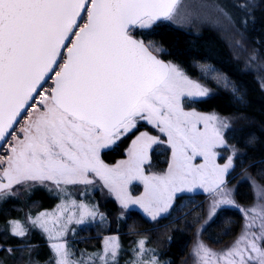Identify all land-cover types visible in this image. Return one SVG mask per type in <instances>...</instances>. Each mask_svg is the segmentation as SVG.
<instances>
[{"label":"snow or ice","instance_id":"1","mask_svg":"<svg viewBox=\"0 0 264 264\" xmlns=\"http://www.w3.org/2000/svg\"><path fill=\"white\" fill-rule=\"evenodd\" d=\"M180 0H0V141L18 122L22 110L39 95L42 81L63 59L60 49L67 47L72 33L75 41L67 48V59L55 72V87L40 103L44 110L23 128V139L10 147V154L0 157V201L16 193V185L31 181L44 184L91 185L89 173L104 181L124 206L139 204L153 219L167 212L176 192L194 187L209 194L210 220L221 206L238 208L244 215L240 234L220 253L197 241L193 256L197 264H264V187L249 177L255 192V203L240 207L225 186L224 176L232 167V158L221 167L214 163L212 149L224 146L222 130L229 124L215 116H200L185 112L181 97L206 96L208 90L189 80L178 67L164 63L154 53L163 49L154 41L145 43L133 38L130 27L149 28L157 21L174 19ZM90 5V6H89ZM86 12L83 27L76 24L81 12ZM30 106V105H29ZM167 134L173 149V163L167 174L145 177L140 169L146 150L158 141L141 134L133 141L130 160L110 168L100 159V150L113 143L121 134L136 127V118ZM203 121L205 130L195 125ZM192 156L203 155L205 163L198 168L189 163ZM131 179H141L145 193L131 200L124 185ZM47 187V185H45ZM51 190V189H50ZM58 209L61 206H57ZM80 220L95 212L80 206ZM60 215L41 212L28 223L48 234L50 240L66 230ZM72 215L67 221H72ZM207 223V221H205ZM52 225V227H50ZM5 231L11 237L23 239L28 228L20 220H10ZM54 264H91L92 257L70 260L72 254L64 243L50 245ZM143 257L144 241L138 242ZM119 245L115 238L104 242L103 255L93 257L108 264L115 260ZM31 248L25 246L23 249ZM7 251L11 255L12 248ZM110 254V257H109ZM132 264H158L151 260H133Z\"/></svg>","mask_w":264,"mask_h":264},{"label":"rangeland","instance_id":"2","mask_svg":"<svg viewBox=\"0 0 264 264\" xmlns=\"http://www.w3.org/2000/svg\"><path fill=\"white\" fill-rule=\"evenodd\" d=\"M251 5L252 0H181L174 19L167 22L177 28L188 29L196 33H199L205 29L212 30L217 33L228 45L234 58L242 63L243 67L246 70L253 71L264 88V63L259 59L256 53L253 52L246 40L242 37V33L237 27V23H242L243 25L245 24V12L250 9ZM86 20L87 14L85 12L82 20L79 23V27L83 26L86 23ZM62 57L63 59L60 58V66L65 61L64 55H62ZM171 64L178 67L189 80L199 84L201 87L208 90V94L206 96L181 97V107L183 108V110L185 112H195L200 116H215L217 118V121L226 120L228 122L229 127L222 130L224 146L215 147L212 149V152L214 153V163L215 165H219L222 167L228 161L229 157L232 158V167L224 176L225 186L227 190L231 191L232 199H234L240 207L248 208L252 206L255 203L256 196L249 177H252V179L256 180V182L261 185V187L263 186L250 173L249 170L245 169L239 174V176H233V171L236 166V158L240 154V151L236 146L230 144L227 140V132L229 131V129L235 128L245 123V118L238 116H224L216 112L200 111L191 106L192 101L206 98L207 96L215 93L219 88L226 87V80L220 74H215L216 72L213 67L208 64H193L192 67L195 70L193 73L185 70L176 62L171 61ZM48 84L46 86H48ZM39 99H41V97ZM195 127L200 132H203L205 130V123L201 121L197 123ZM121 133H123V130H121ZM141 134H146L147 136L154 137L158 141L157 143L151 144V146L147 148L146 152H149L153 149H157V151L162 152V156L158 161H156V164L152 162V159L150 157L151 155L149 156L148 154H146L145 161L140 164V169L143 176L152 177L167 174L170 164L173 163V149L171 147V144L169 143L167 134L161 132L159 128L149 123L147 119L145 120V122H141L140 128L137 129V132L129 137L124 149L125 157L123 161H119L116 165H121L124 162L130 160L129 153L133 147V141H135L137 137L141 136ZM10 139L11 137L4 144L5 146L10 145ZM4 149L5 147L3 146L0 150V157L5 156V152H3ZM188 155L191 157L189 163L193 167L198 168L205 163L204 156H192L191 149L188 150ZM2 167L3 165L0 166V168ZM113 168H115V165L113 166ZM88 178L93 181L91 185L61 184L59 187H57L50 181H46L44 182V184L35 183L32 187L26 186L33 185V182L31 181L25 182L24 185H16L13 189L16 194L11 196L7 200L0 201V218L2 217V219H0V222H2V224H0V232L6 233L9 238H14L8 235L6 231H4V221L6 220L7 222L10 220H20L28 228V234L23 240L29 241L33 237L46 238L47 245L49 247L52 243H56L58 241L60 243H64L65 247L69 249L67 244L70 240H67V238L72 237L75 240V236L81 229L86 230L97 226L109 229L112 226V222H115L116 225L118 223V226H121V223L125 221L132 212L141 214L146 220H148L149 223L155 225L160 219L170 217L174 213V211L178 208H181L182 205H187L190 199H195L196 196H199L204 199L202 201V208L198 210L197 213L194 212L192 214V219L184 220L183 225L177 232L179 238L178 240H180L181 236H184V232L189 230V225L192 222L196 223L190 245L181 264H197V258L193 256L192 253L198 240L206 244L210 249H212L213 252L220 253L222 250H224L234 242L236 237L240 234L243 224L245 223L243 213H241L238 208H233L231 206H221L220 208L216 209L215 215L210 220H208L211 199L209 197V194L200 187H194L191 191L184 190L176 192L173 195L171 201L172 206L168 209V211L159 213L156 218L153 219L152 216L145 212L144 208H142L139 204L131 203L129 201L127 203V206H124L121 203L120 199L117 198L116 193L106 187L104 181L101 180L98 176H95V174L89 173ZM240 182H247L251 187L253 200L250 203L244 204L240 203L237 200L236 188ZM138 183L140 184V186L136 185ZM45 185H47V187ZM124 191L126 192L127 197H130L131 200H137L144 195L145 185L141 179H131L124 185ZM39 194L44 197L43 201L37 206L31 205V203H36V201L38 200L37 198H34V196H37ZM181 194H183V198H180L174 203L173 199ZM109 199H113L115 210L110 209V206L108 204V202H110ZM81 204L85 205L86 209L95 212V216L85 214L83 217V221L78 223L77 221L80 220L81 213V209L79 206ZM58 205L61 206L60 209H58ZM64 207H67V211L63 212L60 223L62 226L66 227V230L61 236H58L56 239L50 240L47 233H43L38 228H33L27 221V217L29 215L34 218L41 212L55 213L56 215H60V212L63 211ZM225 208L239 212L242 216V224L236 236L228 239L224 243L214 244L211 242L209 236V225L215 219L217 213ZM109 210L112 211L110 214L108 212ZM69 215H72L73 217L70 223L67 221V217ZM114 219H116V221ZM205 221H207V223H205ZM50 227H52V225H50ZM206 232L207 234H205ZM119 235L120 234L104 235L102 238L101 251L99 255H103L104 253V242L110 238H115L116 243L119 245L117 255L120 257L122 256L126 260L118 261L116 260V256V261L109 258L108 264H132L133 260H151L153 257H155V259L158 261V264H169L168 260H161L159 258L158 254L152 248L151 244L148 243L145 239L135 238L131 246H129V244L126 246V240L122 241V238ZM141 240L144 241L145 249L150 250L146 251L143 257L137 256L133 251L134 249L136 250V252L139 251L138 242ZM69 250L71 253H75L76 257H79V252H75L71 249ZM88 254V257H92L91 263L104 264L103 261L93 257V254H98L97 251H88ZM52 255L54 257L53 252ZM1 262L2 261L0 260V264H2Z\"/></svg>","mask_w":264,"mask_h":264},{"label":"trees","instance_id":"3","mask_svg":"<svg viewBox=\"0 0 264 264\" xmlns=\"http://www.w3.org/2000/svg\"><path fill=\"white\" fill-rule=\"evenodd\" d=\"M245 14V24L237 23V27L253 52L264 63V0H252V5ZM130 34L145 43L154 41L163 49L155 53L161 59L170 63L176 62L191 73L195 71L193 64H208L213 67L215 74H220L226 80V87L219 88L206 98L192 101L191 106L200 111L245 118V123L227 132L228 142L240 151L233 176H239L245 169L249 170L264 187V88L256 74L246 70L242 63L234 58L225 41L212 30L205 29L196 33L162 21L154 23L149 28L136 26ZM47 87L50 92L51 81ZM236 196L240 203H250L253 200V193L249 183L240 182L236 188ZM34 198L38 200L31 205L37 206L44 197L39 194ZM203 200L199 196L190 199L187 205H182L170 217L160 219L155 225L149 223L141 214L132 212L121 226L112 222L109 229L98 226L81 229L75 240L72 237L67 238L70 240L68 248L80 253L79 257L72 253L69 258L88 259V251H97L99 254L104 235L120 234L122 241L126 240V246L128 244L131 246L135 238L145 239L161 260L166 259L169 264H181L196 223L192 222L189 225V230L184 232L180 240L177 232L184 220L192 219V214L202 208ZM108 204L111 210H115L114 202L110 201ZM108 212L110 214L112 211ZM4 223L6 224V220ZM241 224L242 216L239 212L228 208L220 210L209 225L211 242L221 244L233 238L239 232ZM0 245L4 249L8 247L14 249L11 255L7 251H0L2 264H54V257L46 238L33 237L29 241H21L0 232ZM25 246L30 247L31 251L18 250ZM116 260L126 259L117 255Z\"/></svg>","mask_w":264,"mask_h":264},{"label":"flooded vegetation","instance_id":"4","mask_svg":"<svg viewBox=\"0 0 264 264\" xmlns=\"http://www.w3.org/2000/svg\"><path fill=\"white\" fill-rule=\"evenodd\" d=\"M40 101L41 100H39L38 103L34 105L33 108L27 110L24 113V115L20 118L19 122L16 125L17 127L16 131H14L13 135H11L10 145L9 146L4 145L5 149L3 152H5V156L10 154L11 145H14L18 140L23 139V135H24L23 128L27 126L30 120H34L40 114V111L44 110V105L40 103ZM37 109H39L40 111H37ZM145 120L146 119H141L137 117L135 128H132L127 133L124 132L121 133L119 138H117L113 143H110L106 148L100 150V159L103 161L105 165H107L110 168H113L114 165L115 167L117 166L116 164L119 161H123L125 157L124 149L128 142L129 137L132 136L135 132H137V129L140 128L141 122H145ZM146 154H148L149 156L151 155L150 157L152 159V162H154V164H156V161H158L162 156V152L157 151V149L150 150L149 152H146ZM136 185L140 186L139 183ZM180 198H183V194L176 196L173 199L174 203ZM109 201L113 202V199H109Z\"/></svg>","mask_w":264,"mask_h":264},{"label":"water","instance_id":"5","mask_svg":"<svg viewBox=\"0 0 264 264\" xmlns=\"http://www.w3.org/2000/svg\"><path fill=\"white\" fill-rule=\"evenodd\" d=\"M180 1H181V0H180ZM86 2H87V0H86ZM89 6H90V5H89ZM84 13H85V12L82 11L81 14H80V16H78V17L76 18V24H77V25H79L80 21L82 20ZM86 22H87V20H86ZM157 22H162V21H157ZM81 27H83V26H81ZM135 27H136V26H135ZM76 28H77V26L74 25V26H73L72 33L74 32V30H75ZM133 28H134V27H130L129 32H130ZM78 31H79V29L77 30V32H78ZM72 33L69 34V40H65V42H64L65 45H68V44H69V41H70L71 36H72ZM131 35H132V34H131ZM132 36H133V38L138 39V38L135 37L134 35H132ZM75 39H76V37L74 36V37L72 38L71 41H75ZM138 40H140V39H138ZM71 46H72V45H71V43H70L68 47H71ZM68 47H67V48H68ZM65 48H66V47H62V48L60 49L61 54L63 53V51H64ZM67 48H66V50L64 51V60L67 59ZM154 55H156V54L154 53ZM156 56H157V58L160 59L162 62H164V63H169V61L164 60V59H161L158 55H156ZM59 58H60V57H57V60H59ZM62 66H63V64L61 65L60 68H62ZM55 67H56V65H53L54 70H55ZM59 70H60V69H59ZM52 74H53V71L48 73V75L45 77V81H42V86H43V84H44V83L50 78V76H51ZM55 80H56V75L54 74V76L52 77V88L55 87V84H54V81H55ZM38 91H39V89H38ZM35 94H36V93L33 94V97H34ZM30 102H31V100L29 101V103H30ZM27 106H28V105L25 106V110H26ZM25 110H22V112H21V116L18 117V121L20 120V118H21L22 115L24 114ZM15 124H17V123H15ZM15 124L13 125V127L15 126ZM11 130H12V129H10V130L8 131V134L6 135V138L8 137L9 133L11 132ZM6 138H5V140H6ZM5 140L0 141V148L2 147V145H3V143H4Z\"/></svg>","mask_w":264,"mask_h":264},{"label":"built area","instance_id":"6","mask_svg":"<svg viewBox=\"0 0 264 264\" xmlns=\"http://www.w3.org/2000/svg\"><path fill=\"white\" fill-rule=\"evenodd\" d=\"M45 95H48L47 91L42 90V91H40V93H39L38 96H40L41 98H43ZM35 99H36V97H34V99L31 101L30 106H33V104L35 102Z\"/></svg>","mask_w":264,"mask_h":264},{"label":"bare ground","instance_id":"7","mask_svg":"<svg viewBox=\"0 0 264 264\" xmlns=\"http://www.w3.org/2000/svg\"><path fill=\"white\" fill-rule=\"evenodd\" d=\"M213 75V74H212ZM211 76V75H210ZM208 77H209V75H208ZM212 80V79H211Z\"/></svg>","mask_w":264,"mask_h":264}]
</instances>
